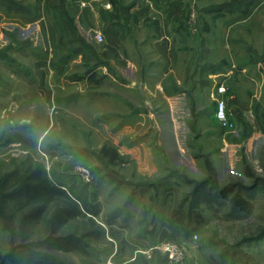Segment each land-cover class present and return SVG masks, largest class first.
I'll use <instances>...</instances> for the list:
<instances>
[{"label": "rangeland", "instance_id": "obj_1", "mask_svg": "<svg viewBox=\"0 0 264 264\" xmlns=\"http://www.w3.org/2000/svg\"><path fill=\"white\" fill-rule=\"evenodd\" d=\"M205 18L210 20L207 13L200 14L194 1L187 9L184 21L189 36L194 38L191 49L195 46L197 52V40L204 36L206 44L215 53L212 57L226 59L229 51L233 52L236 65L229 71V79L223 81L228 91L246 106V114L237 113L234 105H229L235 110L227 109L233 126L225 128L214 114L219 96H211L207 89L199 101L201 107L197 113L191 112L188 118L170 120L161 115L162 110L158 116L155 113V118H132L126 120L129 130L123 137H119L116 129L120 119L100 117L107 111L117 114L122 105L118 72L111 74L106 69L110 76L102 75V69L97 67L107 45L105 38L101 41L96 38L97 34L104 37L101 31L84 34L88 47L78 40L66 46L77 48L76 57L67 56L66 73L55 74L60 67L53 57L46 56V59H51L49 65L41 62L45 61L44 45L53 40L52 36H57L54 40L58 41V34H41V24L1 27L11 33L4 32L0 37V194L6 176L12 174L9 181H14L39 164L47 178L66 188L81 206L100 211L93 215V222L88 217H80L56 227L49 223V212L39 220L22 224L21 214L29 207L20 209L14 203L5 206L0 203V264H33L39 259L46 261L51 258H55L58 264H98L112 256V248L113 252L116 249L124 252L127 247L123 240L133 234V230L129 232L133 224L122 225L116 220L109 223L104 217L105 212L129 198L130 189L138 190L133 185L157 180L162 174L173 176L174 185L189 191L192 183L188 180L209 178V186L214 191L224 186L229 188L226 200L236 192H251L246 210L234 217L226 215V206H207L204 203L195 206L191 199L183 200L181 221L190 231L195 262L202 258V264H264V23L255 24L252 28L234 26L230 34H223L220 16L214 18L217 24H206ZM143 29L145 32L149 30L147 27ZM131 34L141 32L131 30ZM127 42L131 45V39ZM77 51L82 54L77 55ZM73 56L77 60H72ZM143 57L144 61H138L137 57L130 55V59H136L134 63L132 61L136 68L137 62L144 64L147 60V56ZM106 59L110 70H116L117 55ZM222 62L226 68L228 60ZM88 71L100 79L99 88L87 87ZM222 72L223 76H218L215 83L226 74ZM124 75L128 82L132 79L130 72V77L126 72ZM42 78L48 81V94L42 92L44 88L38 92V82ZM87 90L100 93L91 95L95 97L91 100L85 93ZM74 92H80L81 96L70 101L69 96ZM102 92L107 94L102 95ZM138 97H134L133 91L126 95L131 103L136 99V105L144 106L143 98ZM146 102L151 108V99ZM192 105L190 103L191 111ZM147 128L149 133L145 135V142L160 162L170 164L169 169L159 172L157 177L154 173L139 175L135 171L138 162L132 154H120L121 160L115 165L108 164L100 155L99 149L105 142L116 149L123 142L125 145L131 143L135 148L140 138L134 137ZM82 167L89 169L94 176L91 182L84 181L80 175L78 168ZM110 170L122 174L132 184L124 182L112 191L113 184L107 183L108 178L98 182V174L103 175ZM138 196L129 200L127 207H140L142 198ZM53 206L50 204L48 211ZM111 230L116 233L114 239H111ZM65 234L78 236L80 247L63 252L32 245L35 240L48 235ZM183 246V264H188L186 246ZM8 254L16 256V259L9 262ZM114 262L120 264L116 260Z\"/></svg>", "mask_w": 264, "mask_h": 264}, {"label": "crops", "instance_id": "obj_2", "mask_svg": "<svg viewBox=\"0 0 264 264\" xmlns=\"http://www.w3.org/2000/svg\"><path fill=\"white\" fill-rule=\"evenodd\" d=\"M194 1L198 4L200 14L207 13L210 16V20H206V18L203 20L204 23L217 24L214 18L217 15L220 16L219 22L223 28V34H230L234 26L252 28L255 24L264 23L262 20L264 0H0V37L8 31L1 28L5 25L14 27L41 24V34H58L59 39L58 41L54 40L57 36H52L53 40H50L48 45H44L46 55L44 56L45 61L41 63L49 65L50 58L53 57L55 64L60 67L56 69L55 74H63L68 69L65 63L67 56L74 55L77 49L66 46H70L73 40H78L79 43L88 47L84 40L86 37L84 34L101 31L104 36L102 39L105 38L107 45L101 53L102 58L98 59L97 67L102 69V75L110 76L105 72L106 69L111 74L118 72L120 78L118 79L119 101L122 105L117 114L107 111L100 117L120 119L121 122L119 121L116 128L119 137L128 134L129 128L126 126V120L132 118L134 120L155 118V113L158 116L162 110L161 115L170 120L188 118L191 116V112L199 111L201 107L199 101L207 89L213 97L214 95L225 97L227 109L230 111H235L229 106L232 104L234 109H237V113L245 112L246 114V106L244 107L243 103L231 91H227L226 94H219L217 91L218 86L225 84L224 81L229 79L230 72L236 65L233 52L229 51L226 59L212 57L215 53L206 44L204 36L197 40L198 51L195 52V46L191 49L193 43L191 40L194 38L189 36L184 21L186 11ZM47 25L49 27L45 30ZM145 27L149 29L148 32L143 29ZM131 30L141 32V34H131ZM7 33L10 34L11 31ZM129 39H131L132 46L130 42H127ZM127 44L130 46H126ZM76 54L82 53L77 51ZM114 54L117 55V65L116 70L111 71L106 57H111ZM47 55L50 58L46 59ZM130 55H133L134 58L137 57L138 61H144V55L147 56V60L144 64L137 62L138 68H136L133 64V60L136 59H130ZM74 56L71 59L75 61L77 59ZM223 60H228L226 68ZM64 66L66 67L64 68ZM222 71H225L226 74L215 83L217 77H221ZM125 72L128 73V76L129 72L131 74L130 83L126 80ZM87 79V87L99 88L101 81L94 77V72L93 77ZM47 82L44 78L39 80V93L40 88H44L42 89L44 93L48 91ZM72 83L75 82L72 81ZM130 91H133L134 97L143 98L144 106L136 105V99L132 103L130 99H126V95ZM98 92L90 93L87 90L85 93L93 100L95 97L92 98L91 95H96ZM104 94L107 93L102 92V95ZM80 96V92H74L69 96V99L75 101ZM149 99L152 101L151 108L146 102ZM190 103L193 104L192 111ZM137 123L138 121L135 122V124ZM148 129L139 132L134 137V139L140 138V141L135 143L137 144L135 148L130 145L131 143L125 145L123 142L116 150L119 155L127 153L134 155V160L138 162L135 164V171L139 175L150 176L154 173V176L157 177L159 172L167 171L170 164L160 162L150 145L145 142V135L149 133ZM172 158L170 157L171 161H173ZM161 168L162 170H160ZM98 176V182L100 179V182H104L108 178L107 183L113 184L112 191L124 182H131L114 170L103 175L99 173ZM103 176L107 177L100 178ZM158 177L160 178L157 180L138 182L133 185L138 190L130 189L129 198L121 205L105 212L104 217L109 223L116 220L122 225L133 224L129 227L131 229L129 232L133 230V234L130 233L123 240L127 249L124 252L117 251V249L113 252L112 248L110 251L111 258L120 264H170L166 255L159 250L153 249L149 255L141 252V250L165 240L184 244L186 256L189 259L188 264L195 262L194 255L196 253L192 249L191 235L183 233L176 220L189 190L174 185L173 176L162 174ZM109 194L110 191L107 196ZM137 194L139 198H142L140 207H127L129 200L137 197ZM88 203L92 204L93 202L88 201ZM96 210L98 215L100 210ZM111 237V239L116 237V233L112 230ZM201 261L202 258L195 263L202 264Z\"/></svg>", "mask_w": 264, "mask_h": 264}, {"label": "trees", "instance_id": "obj_3", "mask_svg": "<svg viewBox=\"0 0 264 264\" xmlns=\"http://www.w3.org/2000/svg\"><path fill=\"white\" fill-rule=\"evenodd\" d=\"M88 73H90L88 71ZM93 77V74H89V79ZM100 155L110 165H115L121 160L116 148L108 144L103 143L99 149ZM12 174L6 176L3 182V192L0 194V203L5 206L7 203H14L19 208L29 207V209L21 214V222L30 223L32 221L39 220L45 214H49V223L54 226H63L69 221L78 219L80 217H88V220H92L93 215H97V210L84 208L76 197L63 186L51 182L45 175L41 165H36L30 170H27L24 174L19 176L14 181H9ZM192 183V188L184 200L191 199L193 205H199L204 203L209 206L216 204L218 207H227V216H239L242 214L247 206L248 199L251 196L247 193L236 192L233 196L226 200V195L230 193L227 186L214 191L209 186V178H202L200 180H188ZM10 183V185H7ZM255 183L253 184V187ZM250 190L251 188L248 187ZM50 204H53L52 210L48 211ZM92 215V216H91ZM181 213L176 216V220L179 224L180 230L188 234L190 231L188 227L181 221ZM80 239L74 234H65L59 236L48 235L45 238L37 239L32 244L39 248H50L56 251L70 252L80 247ZM16 256L11 254L7 255L9 262L14 261ZM7 261H5L6 263ZM33 264H58L55 258L44 261L39 259Z\"/></svg>", "mask_w": 264, "mask_h": 264}, {"label": "built area", "instance_id": "obj_4", "mask_svg": "<svg viewBox=\"0 0 264 264\" xmlns=\"http://www.w3.org/2000/svg\"><path fill=\"white\" fill-rule=\"evenodd\" d=\"M96 38L99 41L102 40V36L100 34H97ZM217 91L219 94H226L228 89L225 84H220L218 86ZM229 116H230V113L227 111L225 98L219 97L216 101V106H215L216 119L225 128H231L233 126V123L230 121ZM78 171L80 175L83 177L84 181L86 182L92 181L93 177L89 169L82 167V168H78ZM193 237L196 238V235H193ZM153 249L163 252L166 255L167 260L169 261L170 264H183L184 263L185 249H184L183 244L177 241L165 240L152 247H148L144 250H141V252L149 255V253ZM98 264H117V263L112 261L111 257H109L105 260H101Z\"/></svg>", "mask_w": 264, "mask_h": 264}]
</instances>
